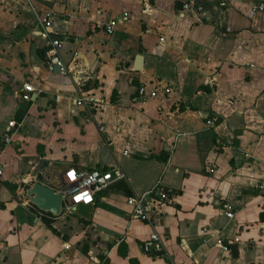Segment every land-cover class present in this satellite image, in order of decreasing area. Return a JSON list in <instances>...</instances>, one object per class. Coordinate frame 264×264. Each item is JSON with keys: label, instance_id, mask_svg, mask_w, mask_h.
Returning <instances> with one entry per match:
<instances>
[{"label": "crops", "instance_id": "0c3cea01", "mask_svg": "<svg viewBox=\"0 0 264 264\" xmlns=\"http://www.w3.org/2000/svg\"><path fill=\"white\" fill-rule=\"evenodd\" d=\"M192 1L35 0L62 73L26 0H0V264H264L263 0ZM80 91L103 99L91 122ZM116 166L127 188L99 192L88 219L25 195L38 175L58 190L67 168ZM157 183L170 201L142 222L125 199ZM153 231L160 253L142 248Z\"/></svg>", "mask_w": 264, "mask_h": 264}, {"label": "built area", "instance_id": "2783aa9c", "mask_svg": "<svg viewBox=\"0 0 264 264\" xmlns=\"http://www.w3.org/2000/svg\"><path fill=\"white\" fill-rule=\"evenodd\" d=\"M30 10L36 16L38 23L41 26V36L49 42V49L47 51V66L53 69L54 65L59 67V71L65 73L67 67L64 65L61 58L58 56L57 48L61 41L58 38L52 36L53 33V16L48 11L43 12L34 5L35 0H26ZM182 3V10L184 12H193L197 10L192 0H180ZM223 3L221 2V5ZM253 10H264V0L255 5ZM126 16V14H124ZM116 20L108 22L104 29L108 34H111L114 29ZM164 93H168V88H163ZM33 92V88L29 83H24L22 86V92L20 99L28 101L30 94ZM158 88L153 87L149 91H145V88L141 86L137 90V94L142 99L156 97ZM75 105L81 107L84 120L91 122L94 120V115L98 107L103 103V99L100 96H96L90 92H79L74 97ZM9 126L13 125V121L8 123ZM102 131L104 127L99 126ZM4 139L8 140L9 136L4 135ZM217 143L219 141L217 140ZM127 154V152H124ZM210 172L214 171V168H209ZM1 174V171H0ZM124 180L126 181V175L119 167H114L111 170H101L98 168L91 169H75L73 167L67 168L61 180V186L58 189L63 195L62 208L68 213L75 210L76 204H93L96 195L108 188L112 183ZM259 192L264 195V185L260 184ZM172 190L163 187L160 183L154 185L148 192L142 195H128L125 199L126 204L131 207L132 214L142 222H150L151 215L154 212V204H161L170 201ZM148 198V199H147ZM223 213L226 217H233L234 213L231 211L230 206L227 203L223 205ZM205 229L201 230L204 233ZM221 247V241L218 242ZM143 250L148 252L160 253L163 250V243L157 232L150 233L148 238L142 243Z\"/></svg>", "mask_w": 264, "mask_h": 264}, {"label": "water", "instance_id": "95a60500", "mask_svg": "<svg viewBox=\"0 0 264 264\" xmlns=\"http://www.w3.org/2000/svg\"><path fill=\"white\" fill-rule=\"evenodd\" d=\"M140 60V57H138ZM53 71L59 72L57 65L53 66ZM36 168L32 171V175L35 176ZM43 177L37 176V179L33 181L25 190V195L28 201L35 205L41 211H46L52 215H59L62 212L63 195L58 190L51 188L42 183ZM127 188V184L124 180H119L108 186L109 190L123 191ZM93 204H76L75 212L82 218L88 219L92 210ZM236 248V246H233Z\"/></svg>", "mask_w": 264, "mask_h": 264}]
</instances>
